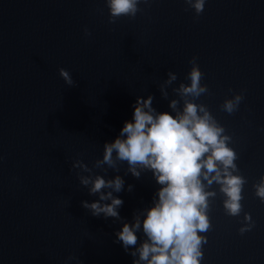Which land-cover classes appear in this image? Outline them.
I'll use <instances>...</instances> for the list:
<instances>
[{
	"label": "water",
	"instance_id": "water-1",
	"mask_svg": "<svg viewBox=\"0 0 264 264\" xmlns=\"http://www.w3.org/2000/svg\"><path fill=\"white\" fill-rule=\"evenodd\" d=\"M138 7L134 19L110 24L104 0H0V264H132L115 236L121 222L81 206L98 197L79 185L71 162L91 167L102 158L137 96L151 94L157 111H171L158 84L167 71L178 77L172 87L187 83L192 57L211 93L196 102L232 136L247 179L240 216L225 214L219 193L212 201L201 264H264V203L252 187L264 175V0H206L198 17L183 0ZM241 92L238 111L221 110ZM126 168L105 178L133 186L114 193L131 222L158 185L150 172L137 179ZM244 213L255 223L241 235Z\"/></svg>",
	"mask_w": 264,
	"mask_h": 264
},
{
	"label": "clouds",
	"instance_id": "clouds-1",
	"mask_svg": "<svg viewBox=\"0 0 264 264\" xmlns=\"http://www.w3.org/2000/svg\"><path fill=\"white\" fill-rule=\"evenodd\" d=\"M183 2L198 17L206 0ZM104 3L108 22L112 24L122 16L134 19L142 11L138 5L149 0H104ZM84 35H91L87 28ZM189 64L187 83L179 82L172 87L178 77L167 71V78L158 84L161 98L168 101L171 111H157L151 94L146 98L137 96L131 119L123 123L112 141L104 143L102 158L94 160L91 167L80 159L71 162V169L78 170L79 185L89 195L98 197L92 202L81 201V206L94 217L121 222L115 236L133 257L132 264H201L202 249L207 243L204 234L212 229L211 203L217 194L222 196L226 215L238 217L243 210L241 201L247 179L237 167L238 154L230 146L233 138L226 134L225 127L206 104L196 102L211 93L202 83L204 73L197 58L192 57ZM58 74L68 87L76 86L68 70L60 68ZM169 88L175 98L169 99ZM243 99L242 92L233 93L220 108L231 115L238 111ZM121 164H126V173L137 179L150 172L158 185L151 205L134 212L131 222L120 217L118 210L123 200L114 193L132 191L133 186L125 189L120 175L105 178L108 169L118 173ZM94 169L105 175L96 174ZM252 187L254 195L264 203V175ZM254 223L251 215L244 213L238 232L242 235L251 231ZM137 233H142L143 238Z\"/></svg>",
	"mask_w": 264,
	"mask_h": 264
}]
</instances>
